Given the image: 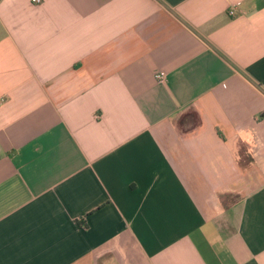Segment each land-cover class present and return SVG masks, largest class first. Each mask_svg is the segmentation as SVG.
<instances>
[{
  "label": "crops",
  "instance_id": "crops-1",
  "mask_svg": "<svg viewBox=\"0 0 264 264\" xmlns=\"http://www.w3.org/2000/svg\"><path fill=\"white\" fill-rule=\"evenodd\" d=\"M0 264H264V0H0Z\"/></svg>",
  "mask_w": 264,
  "mask_h": 264
},
{
  "label": "built area",
  "instance_id": "built-area-1",
  "mask_svg": "<svg viewBox=\"0 0 264 264\" xmlns=\"http://www.w3.org/2000/svg\"><path fill=\"white\" fill-rule=\"evenodd\" d=\"M34 3H41L42 0H32ZM229 13L231 15H234L235 14V8L234 7H231V9L229 10ZM156 79L159 81V82H165L166 79H167V74L165 71H159L158 73H156Z\"/></svg>",
  "mask_w": 264,
  "mask_h": 264
},
{
  "label": "clouds",
  "instance_id": "clouds-1",
  "mask_svg": "<svg viewBox=\"0 0 264 264\" xmlns=\"http://www.w3.org/2000/svg\"><path fill=\"white\" fill-rule=\"evenodd\" d=\"M241 139L251 142V133L245 129H239L236 133Z\"/></svg>",
  "mask_w": 264,
  "mask_h": 264
}]
</instances>
